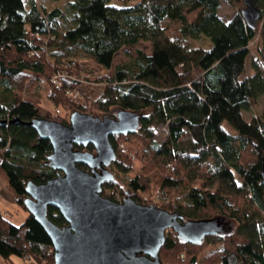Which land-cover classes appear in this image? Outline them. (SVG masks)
<instances>
[{
    "label": "trees",
    "instance_id": "1",
    "mask_svg": "<svg viewBox=\"0 0 264 264\" xmlns=\"http://www.w3.org/2000/svg\"><path fill=\"white\" fill-rule=\"evenodd\" d=\"M225 1L238 11L228 23L218 17L219 0H63L50 9L38 0H27V7L0 0V119L20 122L0 129V179L14 203L27 212V182L55 176L45 164L49 141L23 123L68 125L32 94L43 85L46 98L70 114L138 115L134 133L109 137L115 160L101 196L150 206L157 191L159 208L183 221L223 219L225 234L200 246L168 230L162 264H264V108L249 122L241 117L264 97V0H250L261 17L254 31L240 15L242 0ZM140 42L150 44L151 54L137 51L109 76L116 54ZM251 44L256 57L249 76ZM75 149L93 152L90 145ZM47 217L66 225L53 207ZM214 239L216 249L204 254ZM11 257L54 264L51 242L32 215L16 226L0 208V258Z\"/></svg>",
    "mask_w": 264,
    "mask_h": 264
},
{
    "label": "water",
    "instance_id": "2",
    "mask_svg": "<svg viewBox=\"0 0 264 264\" xmlns=\"http://www.w3.org/2000/svg\"><path fill=\"white\" fill-rule=\"evenodd\" d=\"M242 2L240 15L254 31L260 13L250 0ZM14 123L20 122L0 119V129ZM23 124L52 148L45 164L55 176L41 184L27 182L24 206L49 238L54 264H162L159 251L168 230L195 246L225 234L221 218L183 221L177 213L139 204L129 196L119 203L101 196V186L112 179L109 168L115 160L109 137L134 133L137 114L118 111L112 118L75 111L68 125L41 118ZM88 145L93 152L75 149ZM260 185L264 186V157ZM48 207L55 208L66 225L52 223Z\"/></svg>",
    "mask_w": 264,
    "mask_h": 264
},
{
    "label": "rangeland",
    "instance_id": "3",
    "mask_svg": "<svg viewBox=\"0 0 264 264\" xmlns=\"http://www.w3.org/2000/svg\"><path fill=\"white\" fill-rule=\"evenodd\" d=\"M38 1H41L42 4H44L48 9L53 8V7L54 8L58 7L63 3V0H54V1H52V0H38ZM219 1H220V5H219L218 11H217L218 17L223 22L228 23L237 15L238 11L235 7L230 5L227 1H225V0H219ZM23 2L27 7V0H23ZM65 12H66L67 16L71 15V13L68 12V9H66ZM161 26L163 27L164 24L162 23ZM254 47H255V44H251V47H250L251 55L246 60V68H247V73L249 76H251L253 74L251 62L256 57V54L254 52ZM137 51H141V52L145 53L146 55H150L151 54V46L149 43L140 42L137 46H135L133 48H122L116 54V56L114 57V59L112 61V64H111V67H110V70L108 73L109 76H111L114 67H116L118 65L126 64L129 61L135 59ZM75 60H80V59H69L68 61H75ZM58 76L67 77L66 75H58ZM86 78H88V77H86ZM83 80L84 79L79 80V81H83ZM89 80H91V79H89ZM70 93L74 96V93H72V92H70ZM32 94L38 98V100L40 101L41 106L44 110L49 111L52 114L55 113L56 115H59V117L62 119L69 120L70 111L68 109L62 108V107L56 108L46 98V91H45V87L43 85L34 88V90L32 91ZM207 100L210 104H214V103L222 104L221 99L218 97L207 96ZM263 108H264V97H260L258 102H257V105L255 107H253L249 112H242L241 117L244 121L249 122L252 119V117L259 115L261 113V111L263 110ZM223 127H224V129H226V131L230 130L226 124H224ZM163 137H164L163 131L158 130L156 142L158 144H160L163 141ZM0 195H1L0 208L2 209V212L7 217V219H9L14 225H16V226L20 225L24 221V219L27 217V212H25L23 209H21L19 206H17L14 203L12 197L9 196V194L7 193L5 181L2 179H0ZM156 195L158 196V202H155V196ZM116 198L119 199V202H121V199L119 198V196L116 195ZM159 203H160L159 193L157 191H155L154 196H153V204H154V206L159 208V205H157ZM215 242L217 243L218 240L214 239V241L211 242L212 247L207 246L206 248L203 249V253L207 254L210 251L216 249L215 246H213V244ZM0 264H24V261H22L20 258H17V257H11L9 260H4V259L0 258Z\"/></svg>",
    "mask_w": 264,
    "mask_h": 264
},
{
    "label": "built area",
    "instance_id": "4",
    "mask_svg": "<svg viewBox=\"0 0 264 264\" xmlns=\"http://www.w3.org/2000/svg\"><path fill=\"white\" fill-rule=\"evenodd\" d=\"M58 78H60V76H57L55 79H58ZM67 94H68V95H72L70 92H67ZM72 97H73L74 99H76V98H78L79 96H78L77 93H74V96L72 95ZM163 131H164V129H163ZM0 199H1V195H0ZM116 202H119V199L116 198ZM155 202H158V196H157V195L155 196Z\"/></svg>",
    "mask_w": 264,
    "mask_h": 264
}]
</instances>
